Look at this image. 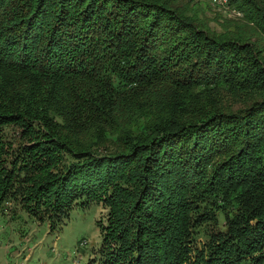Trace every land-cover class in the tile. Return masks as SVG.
I'll return each instance as SVG.
<instances>
[{
  "label": "trees",
  "instance_id": "1",
  "mask_svg": "<svg viewBox=\"0 0 264 264\" xmlns=\"http://www.w3.org/2000/svg\"><path fill=\"white\" fill-rule=\"evenodd\" d=\"M230 2L219 33L178 0H0V216L95 201L104 264H186L212 226L190 264H264V0Z\"/></svg>",
  "mask_w": 264,
  "mask_h": 264
},
{
  "label": "rangeland",
  "instance_id": "2",
  "mask_svg": "<svg viewBox=\"0 0 264 264\" xmlns=\"http://www.w3.org/2000/svg\"><path fill=\"white\" fill-rule=\"evenodd\" d=\"M178 3L190 9L188 17L198 19L219 33L224 32L227 25L234 28V24L246 23L244 14L231 2L230 10L215 6L210 0H178ZM233 10L242 15L236 17ZM4 135L13 142L19 130L6 128ZM6 213L7 216H0V264H104L106 261L102 254L107 252L103 229L108 226L109 211L102 203L79 202L65 225L57 226L55 231L50 230L47 222L41 223L20 210ZM220 227L224 229L222 217ZM218 230L213 226L198 229L197 239L188 244L192 252L186 264L195 262L196 252L207 245L206 233Z\"/></svg>",
  "mask_w": 264,
  "mask_h": 264
},
{
  "label": "built area",
  "instance_id": "3",
  "mask_svg": "<svg viewBox=\"0 0 264 264\" xmlns=\"http://www.w3.org/2000/svg\"><path fill=\"white\" fill-rule=\"evenodd\" d=\"M213 5L220 7L222 9H229L230 10V0H210ZM236 17H240L242 14L235 10L231 11Z\"/></svg>",
  "mask_w": 264,
  "mask_h": 264
},
{
  "label": "crops",
  "instance_id": "4",
  "mask_svg": "<svg viewBox=\"0 0 264 264\" xmlns=\"http://www.w3.org/2000/svg\"><path fill=\"white\" fill-rule=\"evenodd\" d=\"M31 249V248H30Z\"/></svg>",
  "mask_w": 264,
  "mask_h": 264
}]
</instances>
